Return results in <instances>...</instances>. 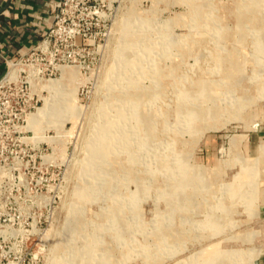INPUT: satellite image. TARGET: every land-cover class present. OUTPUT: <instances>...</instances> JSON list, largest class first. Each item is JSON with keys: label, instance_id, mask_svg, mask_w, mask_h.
Listing matches in <instances>:
<instances>
[{"label": "rangeland", "instance_id": "1", "mask_svg": "<svg viewBox=\"0 0 264 264\" xmlns=\"http://www.w3.org/2000/svg\"><path fill=\"white\" fill-rule=\"evenodd\" d=\"M66 7L0 146V264H264V0Z\"/></svg>", "mask_w": 264, "mask_h": 264}, {"label": "built area", "instance_id": "2", "mask_svg": "<svg viewBox=\"0 0 264 264\" xmlns=\"http://www.w3.org/2000/svg\"><path fill=\"white\" fill-rule=\"evenodd\" d=\"M67 1L50 0L51 22L45 32L26 51L7 60V69L0 77V146L12 139L10 131L21 132L24 116L38 107L34 80L43 79L45 72L49 76L61 73L69 62V53L60 49L73 44L78 30Z\"/></svg>", "mask_w": 264, "mask_h": 264}, {"label": "crops", "instance_id": "3", "mask_svg": "<svg viewBox=\"0 0 264 264\" xmlns=\"http://www.w3.org/2000/svg\"><path fill=\"white\" fill-rule=\"evenodd\" d=\"M49 1L0 0V77L7 60L26 51L49 26Z\"/></svg>", "mask_w": 264, "mask_h": 264}, {"label": "bare ground", "instance_id": "4", "mask_svg": "<svg viewBox=\"0 0 264 264\" xmlns=\"http://www.w3.org/2000/svg\"><path fill=\"white\" fill-rule=\"evenodd\" d=\"M129 59H130V58H129ZM147 121H148V120H147ZM236 140H237V139H236ZM236 140L233 139V145H234V147L236 146V145H235V141H236ZM143 141H144V140H143ZM238 141H239V139H238Z\"/></svg>", "mask_w": 264, "mask_h": 264}]
</instances>
